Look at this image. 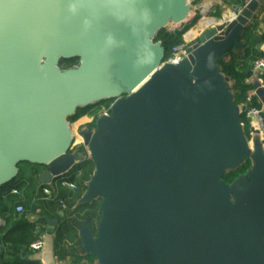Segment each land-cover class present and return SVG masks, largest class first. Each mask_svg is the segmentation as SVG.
Wrapping results in <instances>:
<instances>
[{
  "label": "water",
  "instance_id": "1",
  "mask_svg": "<svg viewBox=\"0 0 264 264\" xmlns=\"http://www.w3.org/2000/svg\"><path fill=\"white\" fill-rule=\"evenodd\" d=\"M259 1L230 17L200 12L171 62L154 38L195 21L192 0H0V187L21 162L44 167L42 186L65 176L84 154L69 152L68 118L109 100L81 131L95 166L83 201L100 197L101 216L80 243L96 263L264 264V147L249 148L217 63ZM67 59L78 63L61 69ZM253 91L264 109V84ZM246 158V176L226 184Z\"/></svg>",
  "mask_w": 264,
  "mask_h": 264
},
{
  "label": "trees",
  "instance_id": "2",
  "mask_svg": "<svg viewBox=\"0 0 264 264\" xmlns=\"http://www.w3.org/2000/svg\"><path fill=\"white\" fill-rule=\"evenodd\" d=\"M199 1L201 0H192V4H197ZM236 1L240 4L244 3V0ZM188 28L187 25L174 30L161 28L157 32L154 41H160L164 49V59L170 55L172 47L183 43L182 35ZM254 29L255 24L246 27L239 37L241 46L231 48L225 58L217 62L222 75L228 78V89L234 104L241 107H244L246 103L247 94L254 89V86L247 82V70L251 69L255 60L264 58V53L255 46ZM77 63V59L61 60L59 67L66 69ZM262 76L264 78V75ZM252 104L260 105L255 96H253ZM102 105L108 108L110 101L77 108L68 120L73 121L84 114L97 116L102 110ZM240 121L243 124L244 133H247L249 123L245 110L240 114ZM25 164L31 165L30 163ZM249 169L250 161L246 158L239 165L224 172L221 179L231 185L235 179L246 176ZM36 170L33 169L34 175ZM93 171L94 164L91 159L82 161L68 177L71 186L57 183L58 185L48 188L50 191L48 196L42 193V189L47 186L38 189L37 194H27L28 189H35L32 178H27L28 181H25L24 177L20 178L14 184V188L0 187V220H3V224H0V264H41L36 259L27 258V255L31 251L30 243L39 238L42 231L41 225H45L44 216L55 217L59 220L53 238V255L56 260L66 261V264H81L82 262L96 264L94 256L80 252L78 230L79 226H87L95 235L96 224L101 216L100 198L91 203L78 202ZM18 205L23 207L20 213L16 211ZM31 213H37L35 221L28 220L27 216Z\"/></svg>",
  "mask_w": 264,
  "mask_h": 264
},
{
  "label": "crops",
  "instance_id": "3",
  "mask_svg": "<svg viewBox=\"0 0 264 264\" xmlns=\"http://www.w3.org/2000/svg\"><path fill=\"white\" fill-rule=\"evenodd\" d=\"M243 5H244V3L243 4H240L236 0H201L197 4H194L192 11L198 10L199 11L198 12V17L196 18L195 23L193 24L194 26L192 28H190V29H187L183 33V35H182L183 42H186V43L189 42L192 38H194L198 34V31L200 30V28L203 27L201 25L202 23L200 22L201 20L199 21V19H200L199 13L200 12L202 14H207L206 17H208L209 19L211 17H218L220 14H224L226 17H230L232 15L233 11L235 10V6L241 7ZM254 24H255L254 34L256 36V45L255 46H256V48L258 50H260V51H262L264 53V0H260L259 1L258 9L256 10V12H255V14H254V16H253V18L250 21V23H249L248 26H252ZM261 59H264V58H261ZM250 70L252 72H251V74L249 76H247V82L251 83L253 86H255L258 82H260V84H264V78L262 76V75H264V70L263 71H256V70H253L252 67H251ZM251 91H253V90H251ZM81 123L82 122H80L79 125H81ZM248 123H249V120H248ZM87 126H88V124H87ZM242 127H243V124H242ZM248 128L249 129H248V132L247 133H244V128H243V133H244V135L246 137L247 144H248L249 148L251 149V151L254 148V146H255V149H256V147L258 145H261L260 147L263 148L264 147V144H263L262 137L259 134H257L256 132L252 131L250 129V125H249ZM263 150H264V148H263ZM69 152L70 153H73V154L78 153V152H83L84 153L83 150H79V149L76 150V151H74V150L70 151L69 150ZM86 159H90V158H88L85 155V153H84L83 156L80 158V160L75 163V165L73 166L72 170H70L68 173H66V175L68 176L69 174H71V172L73 171V169L79 163H81L82 161H84ZM249 161H250V159H249ZM250 168H251V164H250ZM40 170H42V169H37L36 171L38 172ZM94 172H95V166H94V171H93V173L91 175V178L93 177ZM91 178H90V180H91ZM35 180H36V177H35ZM88 182H87V185H88ZM57 183H59L58 180H54L51 185H43V186H47V187H44L47 190V192H44L43 191L44 188H43L42 189V193L48 196L49 193H50V191H49L48 188H52L53 185L54 186L55 185H58ZM13 186H14V184H11V182H10L9 184L5 185L4 187H6V188H14ZM41 187H42V185H39L38 181H36V183H34V188H35L36 192ZM11 190L13 191V189H11ZM86 190H87V187H86L85 191L83 192V194L81 195V197H80V199L78 201L79 203H91L92 201L100 198V197H97V198L92 199V200H89V201H83V198H84V195H85ZM100 208H101V201H100ZM61 213H62V211L60 212V214ZM27 218L30 221H35L36 218H37V213H31V214H29L27 216ZM49 218L55 219V217H49ZM56 219L58 220V218H56ZM58 223H59V220L57 221V224L56 225H50L47 222H45V225H41L42 226V231H41V233L39 235V238H42V240L44 241V247H43V249H41L39 251H33L30 248L31 251L27 255V258H29V259H36L41 264H50V262H51L50 259L51 258H54V260L56 261L57 264H66V261H58V260H56V258L53 255V238H54L55 230H56V227H57ZM0 224H3V220H0ZM97 225H98V222L96 224V230H97ZM86 227L87 226H79L78 227L79 236L80 237H81V232L84 229H86ZM88 230L91 233V231H90L89 228H88ZM91 236L93 238H95L96 234L93 235L91 233ZM79 242H80V239H79ZM79 250L83 254H89L88 252H86L82 248L81 243H80ZM95 263H96V260H95ZM81 264H88V263L82 262Z\"/></svg>",
  "mask_w": 264,
  "mask_h": 264
},
{
  "label": "built area",
  "instance_id": "4",
  "mask_svg": "<svg viewBox=\"0 0 264 264\" xmlns=\"http://www.w3.org/2000/svg\"><path fill=\"white\" fill-rule=\"evenodd\" d=\"M238 9H240V7L236 8V10H238ZM186 44H187L186 42H183V43H180V44L172 47L170 55L163 60L164 61L168 60L171 62H177L180 58L181 52L184 51ZM252 68H253V70H256V71H263L264 70V59L255 60L252 63ZM253 96H254V91H250L246 96V103L244 105L245 115H246V118L249 120L250 129L252 131L256 132L257 134H259L262 137V139L264 140V109L262 108L261 105L255 106L252 104ZM109 113H110L109 107L108 108H102V110L100 111V113L98 115H108ZM90 116H91L90 120H89V122H87L88 125L95 123V119L97 117L93 114ZM69 126H70V130H71V134H72V139H71L69 150L70 151H72V150L76 151L78 149L83 150L85 155L89 158L87 147L84 145V137H83L82 132H81L82 130H79V127L81 125L77 124L74 126L69 121ZM81 128H82V126H81ZM89 130L93 131L94 128L89 127ZM69 175L66 177L62 176L56 180H58V182L61 185L70 187L71 183L68 181ZM43 191L47 192V190L45 188L43 189ZM16 211L19 213L22 212L23 207L21 205L16 206ZM29 247L33 251H39V250L43 249L44 241L42 240V238H37L36 240H34L33 242L30 243Z\"/></svg>",
  "mask_w": 264,
  "mask_h": 264
},
{
  "label": "rangeland",
  "instance_id": "5",
  "mask_svg": "<svg viewBox=\"0 0 264 264\" xmlns=\"http://www.w3.org/2000/svg\"><path fill=\"white\" fill-rule=\"evenodd\" d=\"M193 5L194 4H192V2H191V4H190V10L192 11L193 10ZM194 11H192L191 13H193ZM195 23V21H193V22H191V23H189V24H187V26H189V28L188 29H190V28H192ZM177 26H179L178 24H173V23H171V22H169L164 28H166L167 30H174V29H177L178 27ZM154 42H156V41H154ZM77 65V64H76ZM60 66V65H59ZM75 66V65H74ZM74 66H72V67H74ZM62 69V68H61ZM67 69V68H66ZM99 103H101V102H98V104ZM110 103H111V101H110ZM102 108H104V105H102ZM90 114H84V115H82V116H80V117H78L77 119H75V120H73V121H70L74 126L75 125H77V124H79L80 122H82L81 123V126H82V128H81V126L79 127V130H82V131H84V130H88L87 129V122H89V120H90ZM94 126H95V123H92V124H90L89 125V127L90 128H94ZM18 168H19V176L16 178V179H14V181H12L11 182V184H15L17 181H19V179L20 178H22V177H24V180L25 181H28V179L27 178H32L33 179V184L34 183H36V181H37V179L35 180V175L32 173V171H33V169H44V167H40V166H37V165H33V164H31V165H26L25 164V162H21V163H19L18 164ZM67 175H65V177H66ZM27 194L29 195H34V194H36V190L34 189V190H31V189H28L27 190Z\"/></svg>",
  "mask_w": 264,
  "mask_h": 264
},
{
  "label": "flooded vegetation",
  "instance_id": "6",
  "mask_svg": "<svg viewBox=\"0 0 264 264\" xmlns=\"http://www.w3.org/2000/svg\"><path fill=\"white\" fill-rule=\"evenodd\" d=\"M87 129L89 130V127H87Z\"/></svg>",
  "mask_w": 264,
  "mask_h": 264
}]
</instances>
